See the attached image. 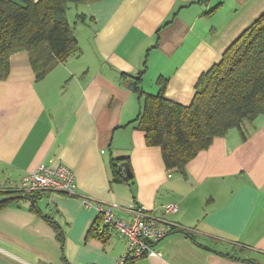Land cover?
<instances>
[{
	"label": "crops",
	"instance_id": "1",
	"mask_svg": "<svg viewBox=\"0 0 264 264\" xmlns=\"http://www.w3.org/2000/svg\"><path fill=\"white\" fill-rule=\"evenodd\" d=\"M81 4L80 56L37 80L20 50L0 79V188L51 160L76 176L75 195L45 190L36 209L29 197L0 208V264H119L127 240L115 230L105 242L88 236L99 213L84 197L115 205L121 218L136 202L178 224L154 244L160 254L133 264H264V116L216 137L184 173L169 171L132 123L142 101L124 76H141L130 80L151 94L167 78L165 96L189 105L200 76L264 13V0ZM126 157L132 180L114 182L111 159ZM169 203L178 211L165 212Z\"/></svg>",
	"mask_w": 264,
	"mask_h": 264
},
{
	"label": "trees",
	"instance_id": "2",
	"mask_svg": "<svg viewBox=\"0 0 264 264\" xmlns=\"http://www.w3.org/2000/svg\"><path fill=\"white\" fill-rule=\"evenodd\" d=\"M95 1L99 0H0V79L8 77L10 57L20 50L28 52L37 80L59 63L80 56L82 49L67 10L70 3ZM78 16L84 19L82 14ZM124 76L129 81L134 77L126 73ZM158 83L159 91L151 94L137 82L142 106L132 123L145 132L149 146L161 148L167 170L184 173L187 164L209 148L216 137L225 136L232 128L241 130L245 120L264 116V13L232 42L219 63L200 76L189 105L165 96L167 78H160ZM111 169L114 182L132 180L129 157L112 158ZM43 192H23L18 185L0 188V208L18 197H29L36 209V201ZM45 217L63 242L59 223ZM175 229L178 228L171 231ZM112 231L113 226L98 214L88 236L105 242ZM137 259L128 256L119 264H133Z\"/></svg>",
	"mask_w": 264,
	"mask_h": 264
},
{
	"label": "built area",
	"instance_id": "3",
	"mask_svg": "<svg viewBox=\"0 0 264 264\" xmlns=\"http://www.w3.org/2000/svg\"><path fill=\"white\" fill-rule=\"evenodd\" d=\"M17 185L21 191L27 193L57 190L70 195L76 194V176L73 170L64 164H53L52 160L28 172ZM82 203L86 207L95 206L98 213L103 216L104 222L112 225L114 230L127 240L126 253L121 257L120 263L128 256L141 258L158 254L154 244L174 227H178V224L165 221L136 202L127 207L131 214L129 218L116 215L115 205L85 197L82 198ZM163 209L167 213L177 212L178 206L169 203L165 204Z\"/></svg>",
	"mask_w": 264,
	"mask_h": 264
},
{
	"label": "rangeland",
	"instance_id": "4",
	"mask_svg": "<svg viewBox=\"0 0 264 264\" xmlns=\"http://www.w3.org/2000/svg\"><path fill=\"white\" fill-rule=\"evenodd\" d=\"M83 4H77V3H70L69 4V8L67 10V17L68 20L71 24V26L74 28V31L76 32V30L79 28L80 30H82L84 27L87 28L88 25H85L82 18L80 16H78V14H80L82 12V6ZM136 96H138V94H136ZM260 118H263L262 116H260ZM246 122H251L249 120H245ZM125 252L126 253V247H125ZM123 255V254H122Z\"/></svg>",
	"mask_w": 264,
	"mask_h": 264
},
{
	"label": "water",
	"instance_id": "5",
	"mask_svg": "<svg viewBox=\"0 0 264 264\" xmlns=\"http://www.w3.org/2000/svg\"><path fill=\"white\" fill-rule=\"evenodd\" d=\"M136 85H137V81L136 80H131V81L128 82V88L131 89V90H135ZM125 167H126V170L129 171V167L127 165H125Z\"/></svg>",
	"mask_w": 264,
	"mask_h": 264
}]
</instances>
